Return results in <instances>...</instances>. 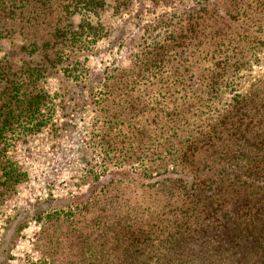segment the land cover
<instances>
[{"label":"rangeland","instance_id":"1","mask_svg":"<svg viewBox=\"0 0 264 264\" xmlns=\"http://www.w3.org/2000/svg\"><path fill=\"white\" fill-rule=\"evenodd\" d=\"M103 1L62 15L82 33L72 76L45 79L39 124L9 136L20 178L0 197V264H98L79 242L165 202L162 181L192 184L182 140L237 96L264 105V0ZM23 39L1 36L0 60Z\"/></svg>","mask_w":264,"mask_h":264},{"label":"trees","instance_id":"2","mask_svg":"<svg viewBox=\"0 0 264 264\" xmlns=\"http://www.w3.org/2000/svg\"><path fill=\"white\" fill-rule=\"evenodd\" d=\"M103 2L0 0V37L24 38L0 60V197L19 185L9 136H24L39 124L52 101L43 81L68 80L74 71L71 54L82 33L62 15L79 8L83 20L102 11ZM251 97L231 99L218 119L202 121L198 135L182 140L178 165L192 184L162 181L165 202L107 222L103 244L88 240L91 233L78 247L88 244L89 256H101L98 264H264V105L257 94ZM24 124L30 127L21 130Z\"/></svg>","mask_w":264,"mask_h":264}]
</instances>
